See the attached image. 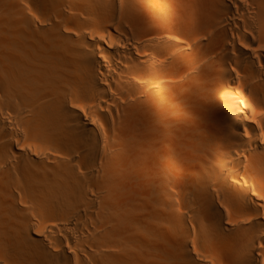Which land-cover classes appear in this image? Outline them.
Wrapping results in <instances>:
<instances>
[{
	"label": "bare ground",
	"instance_id": "1",
	"mask_svg": "<svg viewBox=\"0 0 264 264\" xmlns=\"http://www.w3.org/2000/svg\"><path fill=\"white\" fill-rule=\"evenodd\" d=\"M0 264H264V0H0Z\"/></svg>",
	"mask_w": 264,
	"mask_h": 264
},
{
	"label": "rangeland",
	"instance_id": "2",
	"mask_svg": "<svg viewBox=\"0 0 264 264\" xmlns=\"http://www.w3.org/2000/svg\"><path fill=\"white\" fill-rule=\"evenodd\" d=\"M235 1H236V0H234V1H233V0H229V3H231V4H232V6H234V4H235ZM233 2H234V4H233Z\"/></svg>",
	"mask_w": 264,
	"mask_h": 264
}]
</instances>
